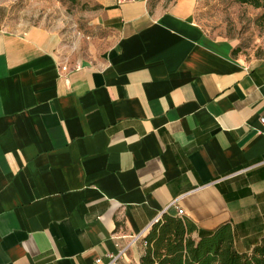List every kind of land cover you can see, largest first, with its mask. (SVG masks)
Masks as SVG:
<instances>
[{"label":"crops","instance_id":"1","mask_svg":"<svg viewBox=\"0 0 264 264\" xmlns=\"http://www.w3.org/2000/svg\"><path fill=\"white\" fill-rule=\"evenodd\" d=\"M99 2L105 45L79 62L59 33L0 16V264L170 260L177 223L194 243L227 226L250 252L264 234V59L206 35L195 0Z\"/></svg>","mask_w":264,"mask_h":264},{"label":"rangeland","instance_id":"2","mask_svg":"<svg viewBox=\"0 0 264 264\" xmlns=\"http://www.w3.org/2000/svg\"><path fill=\"white\" fill-rule=\"evenodd\" d=\"M100 0H0V16L15 31L40 26L62 36L64 57L70 62L90 59L104 43L94 40ZM173 0H146L151 11ZM196 24L209 37L224 39L245 62L264 59V16L261 9L234 0H195Z\"/></svg>","mask_w":264,"mask_h":264},{"label":"trees","instance_id":"3","mask_svg":"<svg viewBox=\"0 0 264 264\" xmlns=\"http://www.w3.org/2000/svg\"><path fill=\"white\" fill-rule=\"evenodd\" d=\"M236 3L261 9L264 16V0H234ZM236 55V50H233ZM158 223L156 222L154 226ZM170 260L159 257V250L147 251L141 264H264V234L259 243L248 253H238L233 246L231 231L220 227L196 243L190 238L183 239L184 230L177 223L170 230Z\"/></svg>","mask_w":264,"mask_h":264},{"label":"built area","instance_id":"4","mask_svg":"<svg viewBox=\"0 0 264 264\" xmlns=\"http://www.w3.org/2000/svg\"><path fill=\"white\" fill-rule=\"evenodd\" d=\"M129 1H133V0H117V3L122 4V3L129 2ZM260 123L262 126H264V117L260 119ZM177 214L182 215L183 211L181 209H177ZM122 253H123L122 251H119L118 254H116V255H112V254L106 255L107 263H105V264H117ZM99 263H101V260L96 259L95 264H99Z\"/></svg>","mask_w":264,"mask_h":264}]
</instances>
